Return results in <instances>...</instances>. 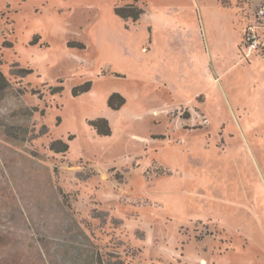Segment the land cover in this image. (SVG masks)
<instances>
[{
    "label": "rangeland",
    "instance_id": "374dc122",
    "mask_svg": "<svg viewBox=\"0 0 264 264\" xmlns=\"http://www.w3.org/2000/svg\"><path fill=\"white\" fill-rule=\"evenodd\" d=\"M263 4L0 0V264H264Z\"/></svg>",
    "mask_w": 264,
    "mask_h": 264
},
{
    "label": "trees",
    "instance_id": "16d2710c",
    "mask_svg": "<svg viewBox=\"0 0 264 264\" xmlns=\"http://www.w3.org/2000/svg\"><path fill=\"white\" fill-rule=\"evenodd\" d=\"M115 12L117 15H119L122 18L129 16L133 20H137L139 18V16L141 14H143L142 10L138 9L137 7H135L133 5H128V6H125L123 8H116ZM0 83L4 84V85L1 84V87H0V91H1L6 84L1 73H0ZM89 88H90V83H86L82 87L74 88L73 94L78 95L81 93L88 92ZM116 100H119V101L116 103L115 102ZM123 103H124L123 98L120 97L116 93L111 94L109 99H108V105L113 109H117ZM89 124H90V126L95 128L100 135L107 136L110 134L108 124L103 119H97L95 121L90 122ZM49 149L54 153L63 154V153H66L68 151L69 147L66 143L62 142L61 140H55L49 144Z\"/></svg>",
    "mask_w": 264,
    "mask_h": 264
},
{
    "label": "built area",
    "instance_id": "2783aa9c",
    "mask_svg": "<svg viewBox=\"0 0 264 264\" xmlns=\"http://www.w3.org/2000/svg\"><path fill=\"white\" fill-rule=\"evenodd\" d=\"M254 17L257 26H247L244 31L245 43L251 50H256L259 47V35L257 27L264 24V4L260 5L256 9Z\"/></svg>",
    "mask_w": 264,
    "mask_h": 264
},
{
    "label": "crops",
    "instance_id": "0c3cea01",
    "mask_svg": "<svg viewBox=\"0 0 264 264\" xmlns=\"http://www.w3.org/2000/svg\"><path fill=\"white\" fill-rule=\"evenodd\" d=\"M259 30L264 31V24L259 26L258 31Z\"/></svg>",
    "mask_w": 264,
    "mask_h": 264
}]
</instances>
